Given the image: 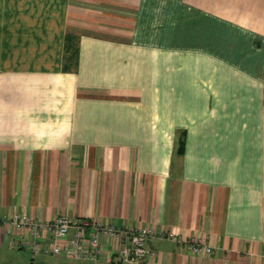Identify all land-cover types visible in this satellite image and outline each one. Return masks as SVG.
<instances>
[{"label":"crops","instance_id":"1","mask_svg":"<svg viewBox=\"0 0 264 264\" xmlns=\"http://www.w3.org/2000/svg\"><path fill=\"white\" fill-rule=\"evenodd\" d=\"M15 213L150 230L146 264H264V0H0V259L134 264L104 234L101 260L34 254Z\"/></svg>","mask_w":264,"mask_h":264},{"label":"built area","instance_id":"2","mask_svg":"<svg viewBox=\"0 0 264 264\" xmlns=\"http://www.w3.org/2000/svg\"><path fill=\"white\" fill-rule=\"evenodd\" d=\"M14 226L21 228L24 235L20 243L29 246L34 254L49 253L73 256L76 258H92L101 260L104 247L101 234L120 241L117 259L122 262L146 264L148 249L147 239L153 232L127 226L106 225L85 218L61 215L54 219L40 220L28 215L15 213L7 218ZM48 233L50 236L45 237ZM169 237L177 239L174 233ZM18 241L14 240V244ZM187 245L197 250L212 253L214 248L192 239ZM113 260L112 257H109Z\"/></svg>","mask_w":264,"mask_h":264},{"label":"rangeland","instance_id":"3","mask_svg":"<svg viewBox=\"0 0 264 264\" xmlns=\"http://www.w3.org/2000/svg\"><path fill=\"white\" fill-rule=\"evenodd\" d=\"M15 250L16 252L21 253L20 250ZM22 253L26 254V256L8 252L3 259H0V264H32L33 261L31 253L27 250H24Z\"/></svg>","mask_w":264,"mask_h":264}]
</instances>
